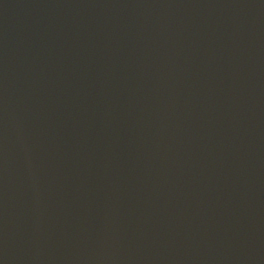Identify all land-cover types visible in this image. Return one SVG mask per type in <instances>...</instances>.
<instances>
[{
  "label": "water",
  "instance_id": "1",
  "mask_svg": "<svg viewBox=\"0 0 264 264\" xmlns=\"http://www.w3.org/2000/svg\"><path fill=\"white\" fill-rule=\"evenodd\" d=\"M0 264H264V0H0Z\"/></svg>",
  "mask_w": 264,
  "mask_h": 264
}]
</instances>
